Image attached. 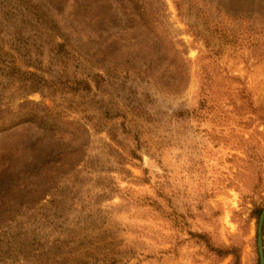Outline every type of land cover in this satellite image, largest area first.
Masks as SVG:
<instances>
[{"label": "rangeland", "instance_id": "374dc122", "mask_svg": "<svg viewBox=\"0 0 264 264\" xmlns=\"http://www.w3.org/2000/svg\"><path fill=\"white\" fill-rule=\"evenodd\" d=\"M263 206L264 0H0V264H256Z\"/></svg>", "mask_w": 264, "mask_h": 264}, {"label": "water", "instance_id": "95a60500", "mask_svg": "<svg viewBox=\"0 0 264 264\" xmlns=\"http://www.w3.org/2000/svg\"><path fill=\"white\" fill-rule=\"evenodd\" d=\"M264 222V206L262 208V211L258 218L257 223V236H256V242H257V251H258V259L259 264H264V252H263V243H262V226Z\"/></svg>", "mask_w": 264, "mask_h": 264}, {"label": "trees", "instance_id": "16d2710c", "mask_svg": "<svg viewBox=\"0 0 264 264\" xmlns=\"http://www.w3.org/2000/svg\"><path fill=\"white\" fill-rule=\"evenodd\" d=\"M174 3H175L176 6H178V4H177L176 1H175ZM262 208H263V207H259V208H256V209L254 210V215H255V218H256L257 222H258L259 215H260V213H261V211H262ZM263 231H264V222H263V226H262V243H263V252H264V238H263ZM256 264H259V259H258V258H257Z\"/></svg>", "mask_w": 264, "mask_h": 264}]
</instances>
